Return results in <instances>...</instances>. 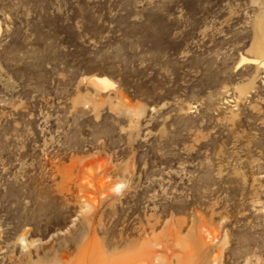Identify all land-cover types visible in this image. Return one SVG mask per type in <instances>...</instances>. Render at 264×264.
<instances>
[{"label":"rangeland","instance_id":"1","mask_svg":"<svg viewBox=\"0 0 264 264\" xmlns=\"http://www.w3.org/2000/svg\"><path fill=\"white\" fill-rule=\"evenodd\" d=\"M135 259L264 264V0H0V264Z\"/></svg>","mask_w":264,"mask_h":264},{"label":"bare ground","instance_id":"2","mask_svg":"<svg viewBox=\"0 0 264 264\" xmlns=\"http://www.w3.org/2000/svg\"><path fill=\"white\" fill-rule=\"evenodd\" d=\"M261 51V50H260ZM259 51V52H260ZM262 52V51H261ZM251 63L257 62L256 60H250ZM89 84L91 86H93L95 89L99 90V91H104L106 90L108 87L112 86V83L110 82V80H108L105 77H92L88 80ZM121 188V185H116L114 187V190L118 191ZM207 236H210L209 234H207ZM140 264L139 259H135L132 261H128L126 264ZM143 263V262H142ZM146 263V261L144 262ZM125 264V263H124Z\"/></svg>","mask_w":264,"mask_h":264}]
</instances>
